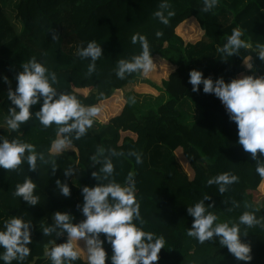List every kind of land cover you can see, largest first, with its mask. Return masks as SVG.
Segmentation results:
<instances>
[{"label":"trees","instance_id":"1","mask_svg":"<svg viewBox=\"0 0 264 264\" xmlns=\"http://www.w3.org/2000/svg\"><path fill=\"white\" fill-rule=\"evenodd\" d=\"M16 1V16L24 25L21 33L0 5V105L8 117L11 107L8 89H15L17 73L32 57L56 73L58 91L76 95L85 106L98 105L122 91L136 75H142L132 73L124 79L116 76L120 59H130L142 51L139 42L132 44L133 35H144L153 59H163L172 69L161 80L168 98L156 109L141 112L124 100L118 113L98 119V130L88 129L84 136L74 139L70 147L55 153L54 141L58 136L55 124L44 127L33 116L17 130L0 127V136L32 143L49 161L43 164L38 160L35 171L29 170L26 161L15 170L0 168V229L12 216H23L32 223L30 254L23 262L14 260L12 264H52L47 253L54 242H63L66 235L45 236L43 228L53 223L57 210L71 212L74 222L84 219L77 205L83 203L81 189L99 182L91 173L98 171L100 165L94 164L91 157H99L101 148L105 149V155H110L107 151L110 148L122 153L112 157L115 171L110 179L123 185L128 182L129 173L133 174L143 227L165 240L159 260L153 264H264V227L260 225L250 228L241 225V231H247L242 239L251 244L252 260L248 262L236 260L218 239L200 243L187 235L194 219L187 207L205 195L210 197L205 201L206 207L217 215L218 222H238L244 211H254L258 218H264V198L259 205L255 197L264 185V178L257 174L251 154L238 143L236 124L230 121L224 105L214 94H205L202 85L201 91L192 92V85L188 83L189 71L194 68L214 79L223 76L226 81L241 74L264 75V60L251 48H241L239 54L226 60L221 59L218 51L234 28H239L243 32L242 39L249 40L253 47L264 44V0H247L241 7L234 0L230 23L214 8L203 12V0ZM165 2L169 5L163 10L165 15L169 11L174 13L168 17L167 25L154 15ZM63 5L66 8L63 9ZM188 22L198 28L200 36L184 43L179 28ZM158 31L163 35L157 36ZM53 32L58 39L52 38ZM68 39H75L80 47L93 40L101 44L103 54L96 61L93 73L88 74L89 59H82L77 51L66 49ZM245 61L252 69H246ZM5 76L9 83L3 79ZM79 88H89L90 92L85 95L77 91ZM186 97L200 109L192 123L179 120L177 104ZM39 108L37 104L30 111L34 113ZM157 145L164 149L159 147L151 153V148ZM130 150L141 156L142 163H136V157L129 155ZM53 162L57 166L54 173ZM78 165L83 167L84 175L76 184L73 174ZM68 168L73 172L65 176L64 170ZM224 172L235 174L239 179L220 193L218 185H208L207 181ZM26 178L36 184L34 194L39 196V203L35 206L13 195L16 185ZM58 178L68 183L70 196L59 193ZM234 201L239 207L233 205ZM78 246L81 258L74 264H87L82 242H78ZM104 246L110 256L111 245ZM106 264H110V260Z\"/></svg>","mask_w":264,"mask_h":264},{"label":"clouds","instance_id":"2","mask_svg":"<svg viewBox=\"0 0 264 264\" xmlns=\"http://www.w3.org/2000/svg\"><path fill=\"white\" fill-rule=\"evenodd\" d=\"M218 0H203L202 11L212 10ZM169 5L161 3L159 10L154 15L160 22L167 25L168 17L174 13L169 11L167 16L164 9ZM157 36L163 35L158 31ZM243 32L234 28L222 47L218 49L221 59L239 54L241 48L248 45L242 39ZM52 38L58 39L53 32ZM132 44L140 43L142 51L130 59H120L116 67V76L124 79L132 73L147 75L153 70L154 59L151 54L148 39L144 35H133ZM257 56L264 60V44H257ZM77 54L82 59H89L88 74L95 71L96 61L102 56L103 48L96 41H89L86 46L78 47ZM248 69L252 65L245 63ZM23 70L16 75V87L8 89V100L11 101L9 117L6 120L8 128L17 130L25 122L35 116L44 127L53 124L58 126V136L54 141L57 151L71 146L74 139L84 136L93 126L94 117L99 112L96 106H85L76 95L58 91L55 87L57 76L51 72L44 63L32 57L22 66ZM9 83L8 78H3ZM188 83L192 85V92L202 91L205 94H214L224 105L230 121L238 129V143L244 151L251 154L256 162L257 174L264 178V75L248 74L226 81L223 76H205L201 69L189 71ZM135 103V97L130 98ZM40 104L39 110L34 113L31 107ZM110 155H105V149L99 150V157H91L94 164H99L98 171L91 175L99 181L93 186L85 185L82 189L83 203L78 204L84 219L74 222L75 216L68 211H55L53 223L43 228V235L53 233L57 237L65 236L61 243H55L48 251L52 264H74L81 258L82 242L87 253V264H153L159 260L160 250L165 247V240L157 237L153 232L146 231L140 212V204L135 195V181L133 174L129 173L128 182L121 184L110 179L115 171L113 156L122 155L115 148L107 150ZM129 155L136 157V163H142L141 156L135 151ZM49 163L43 152H37L32 143L18 138L11 140L0 136V168L15 170L23 162H27L30 171L37 170V161ZM57 166L53 162L52 171ZM72 168L64 170V175L69 176ZM238 176L224 172L209 178L208 185H218V191L224 193L228 186L238 181ZM104 181H107L106 183ZM59 193L65 197L71 195L68 183L56 180ZM36 184L31 178H26L23 183L16 185L13 195L22 198L28 205L35 206L39 203V196L34 194ZM210 199L205 195L202 200L187 207V212L194 219L187 235L196 238L200 243L206 240L218 239L219 244L226 246L238 261H251V244L244 241L242 236L247 231H241V225L249 228L254 225L264 227V218H258L254 211H244L238 222H218L215 213L208 210L205 201ZM235 207L239 204L233 202ZM211 207V204H208ZM32 223L23 216H12L4 222L0 229V261L12 264V261L23 262L30 254ZM111 245L109 256L105 244Z\"/></svg>","mask_w":264,"mask_h":264},{"label":"rangeland","instance_id":"3","mask_svg":"<svg viewBox=\"0 0 264 264\" xmlns=\"http://www.w3.org/2000/svg\"><path fill=\"white\" fill-rule=\"evenodd\" d=\"M233 1L234 0H218L217 5L214 7L217 14L223 19L228 20L229 23L232 19L231 6H233ZM236 1L238 7H241L245 4L247 0ZM0 5L6 13L10 22L16 28L17 32L21 33L23 31L24 25L23 21L16 16L17 1L0 0ZM62 8H66V5H63ZM233 9L237 10L234 7ZM194 26L195 25L192 22H188V24H185L181 29L179 28V32L182 34V40L184 43L188 41H195L199 38L200 31L198 30V28L195 29ZM223 38L224 37H222V39ZM68 41V43L65 42L66 49L73 52L77 51L78 47H80V44L76 42L75 39H68ZM245 63H247V61L244 62V66ZM171 69L172 67L170 66V64L165 62L163 59L155 58L154 67L150 73H148L147 75H144L143 73L142 75H136L131 82L124 86V89L122 91L115 92V94L109 99L104 100L103 102H100L98 105H96V107L99 108V112L96 117H94V123L91 127V130H98L100 124L98 122V119L103 120L104 118H109L110 116L118 113L121 106L124 104V100L132 103L135 107L139 109V111L141 110V112L150 108L156 109L161 103L166 101L168 98L167 93L163 89V82L161 80L168 76ZM233 78H237V76H233L227 81ZM77 91L82 92L85 95L89 94L90 92L89 88H79L77 89ZM124 97L126 99H124ZM131 97H135V103L131 101ZM0 108V127L8 128L6 123L8 113L1 105ZM177 109L179 111V120L185 123H192L198 117L197 114L199 115L200 112L199 107L194 104L188 97L183 98L181 101L178 102ZM159 147H162L161 149H164L163 146L157 145L151 148V151H153L151 153H154V151H156ZM56 151L57 150L54 149L53 153H55ZM82 175H84V169L81 165H78L77 170L73 174V180L75 179L74 182L76 184H78V179ZM255 197L257 203L260 205L264 198V185L261 187V189H258V191L255 193Z\"/></svg>","mask_w":264,"mask_h":264},{"label":"water","instance_id":"4","mask_svg":"<svg viewBox=\"0 0 264 264\" xmlns=\"http://www.w3.org/2000/svg\"><path fill=\"white\" fill-rule=\"evenodd\" d=\"M246 43H247V45H248V47H247V48H251L253 51L257 52V49H256V47H253V46L251 45V43H250V41H249V40H248Z\"/></svg>","mask_w":264,"mask_h":264},{"label":"crops","instance_id":"5","mask_svg":"<svg viewBox=\"0 0 264 264\" xmlns=\"http://www.w3.org/2000/svg\"><path fill=\"white\" fill-rule=\"evenodd\" d=\"M240 76H243V74H241Z\"/></svg>","mask_w":264,"mask_h":264}]
</instances>
